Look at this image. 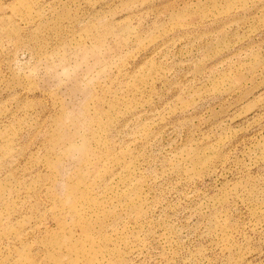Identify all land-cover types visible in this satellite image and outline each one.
Masks as SVG:
<instances>
[{
	"label": "rangeland",
	"instance_id": "1",
	"mask_svg": "<svg viewBox=\"0 0 264 264\" xmlns=\"http://www.w3.org/2000/svg\"><path fill=\"white\" fill-rule=\"evenodd\" d=\"M0 264H264V0H0Z\"/></svg>",
	"mask_w": 264,
	"mask_h": 264
}]
</instances>
